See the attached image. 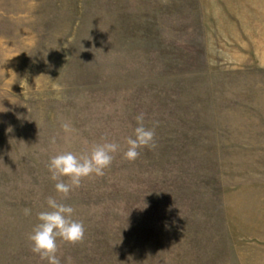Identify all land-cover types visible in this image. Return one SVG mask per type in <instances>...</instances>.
<instances>
[{
  "label": "rangeland",
  "instance_id": "obj_1",
  "mask_svg": "<svg viewBox=\"0 0 264 264\" xmlns=\"http://www.w3.org/2000/svg\"><path fill=\"white\" fill-rule=\"evenodd\" d=\"M140 113L157 147L128 161ZM104 142L56 192L49 158ZM48 197L85 227L61 264H264V0H0V264H47Z\"/></svg>",
  "mask_w": 264,
  "mask_h": 264
},
{
  "label": "clouds",
  "instance_id": "obj_2",
  "mask_svg": "<svg viewBox=\"0 0 264 264\" xmlns=\"http://www.w3.org/2000/svg\"><path fill=\"white\" fill-rule=\"evenodd\" d=\"M144 119V113L135 117L137 126L132 135L126 138L127 149L123 152V158L128 161L136 160L144 148L154 150L157 147L154 127H145ZM61 127L65 133L72 131L67 121L62 122ZM51 142L55 143L54 137ZM119 150L118 143L104 142L93 145L86 155L77 156L69 151L51 156L47 170L49 178L55 182L56 192L67 197L73 189L80 187L83 178L93 174L103 176L104 170L113 161V154ZM64 177H67V181ZM45 203L46 208L37 213V223L28 235L31 251L47 264H61L56 255L58 239L69 244L81 242L85 237V227L83 222L73 218L75 210L71 205L59 202L54 197H48ZM24 214L30 215L31 209L25 208ZM67 264H72L71 257L67 258Z\"/></svg>",
  "mask_w": 264,
  "mask_h": 264
}]
</instances>
